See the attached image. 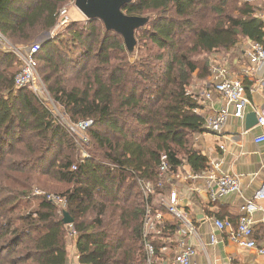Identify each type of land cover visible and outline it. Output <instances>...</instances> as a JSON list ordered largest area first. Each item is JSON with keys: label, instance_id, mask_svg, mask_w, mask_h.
I'll return each mask as SVG.
<instances>
[{"label": "trees", "instance_id": "16d2710c", "mask_svg": "<svg viewBox=\"0 0 264 264\" xmlns=\"http://www.w3.org/2000/svg\"><path fill=\"white\" fill-rule=\"evenodd\" d=\"M72 1L0 0V33L14 46L39 43L36 67L54 103L71 122L92 121L81 159L44 101L15 86L19 60L0 46V264H68L71 244L79 264H146L147 208L162 216L148 237L154 264H171L161 247H173L181 223L161 203L170 195L161 185L162 156L168 174L183 165L208 169L194 140L206 129L190 82L195 75L208 84L218 55L244 40L264 46L256 16L264 3L133 0L123 12L149 21L135 31L129 54L99 19H71L53 31ZM49 180L63 186L61 212L47 192L34 191ZM141 182L151 184L147 200Z\"/></svg>", "mask_w": 264, "mask_h": 264}, {"label": "crops", "instance_id": "0c3cea01", "mask_svg": "<svg viewBox=\"0 0 264 264\" xmlns=\"http://www.w3.org/2000/svg\"><path fill=\"white\" fill-rule=\"evenodd\" d=\"M250 46V41L244 40L226 52L224 57L218 55L220 59H217L228 68L232 76H239L242 79L245 98L251 105L246 107L241 118L232 115L233 107L229 106L231 115L220 134L204 131L194 136L198 149L205 157L212 151L211 156L220 162L219 169L222 173L238 177L240 193L210 201L204 191L202 180L174 178L165 185L170 188V192L177 193V208L190 218L201 238L198 240L192 235L184 236L196 249V254L192 257L193 264H204L207 260L214 264H264V255L234 244L228 239L226 232L217 230L213 225L214 218H228L235 222L241 215L240 206L264 184V142H254L256 136L264 133V127L257 123L248 129L245 127L248 113L254 112L257 117L264 116V64L257 66L250 60L248 56ZM206 86L207 80L197 79L195 75L189 86L190 92L199 96L201 105L199 113L204 117L226 104L217 94L210 98L203 97ZM178 171L184 176L192 172L186 165ZM168 218L171 216L164 219ZM252 221L253 238L258 245L264 247V212H254ZM210 234L216 237L213 244L209 242ZM168 253L169 251L165 254L171 256ZM68 264H79L74 244L70 246Z\"/></svg>", "mask_w": 264, "mask_h": 264}, {"label": "built area", "instance_id": "2783aa9c", "mask_svg": "<svg viewBox=\"0 0 264 264\" xmlns=\"http://www.w3.org/2000/svg\"><path fill=\"white\" fill-rule=\"evenodd\" d=\"M64 13V9L59 12V20L53 28V31L61 28L67 22V17L64 16L61 18V15ZM256 16L264 22V12H257ZM0 46L11 51L19 60V69L14 77L15 86L17 88H30L39 99L44 101L54 120L67 130L71 138L77 146H79L80 158H86L88 154L85 152L84 146L89 141L86 131L91 126L92 121L88 119L71 122L64 111L61 110L52 99H49L48 102L43 100L42 96L45 95L47 91L37 71L34 59V55L38 52L40 44L34 42L29 44V46H14L0 33ZM248 56L255 65L261 66L264 64V46L251 43ZM210 72L211 75L209 82L205 87V91L202 96L210 98L213 94H217L225 100L226 104L225 106L205 116L204 126L206 131L220 134L231 115L228 109L229 106L233 107L232 115L241 118L245 114L246 107L251 104L250 101L245 98L244 85L239 76H232L228 68L220 63L212 64ZM257 125L264 127V116L257 117ZM254 142H264V133L256 136L254 138ZM211 153L212 151H210V154L206 156L207 164L210 166L209 169L201 173L191 172L186 176H184L181 171L168 174V167L164 161L165 156L163 155L162 163L159 167L160 176H164V180L161 181V185L169 184V182L174 178L202 180L204 184V191L210 201L218 200L229 194L240 193V181L238 177L234 174L222 173L219 169L220 162L215 160L211 156ZM72 168H75V166L73 165ZM140 184L144 198L147 200L148 193L152 192L151 184L143 182ZM47 198L56 205L64 204V199L58 195L49 194L47 195ZM161 203L170 213L176 216L181 223L176 236L174 237L175 244L173 247H170L169 244H165L161 247V251L163 253L168 251L170 252L171 264H193L192 257L196 254V249L194 245H191L186 241L184 236L192 235L200 240L201 238L199 237L196 226L184 212L177 208L178 199L176 192L171 191L170 195L162 198ZM256 211L264 212V184L255 190L252 197L245 200V202L240 206L241 215L239 216L236 225H234L228 218H214L213 225L217 230L226 232L228 239L234 244L252 249L257 254L264 255V247L258 245L252 235V215ZM161 219V214L157 213L153 216L147 208L142 226L146 264H154L156 260L155 248L148 237L155 231V222H159ZM69 234L73 237V239L76 237V232L71 227ZM209 242L210 244L216 242L214 234L209 235ZM204 264L214 263L207 260Z\"/></svg>", "mask_w": 264, "mask_h": 264}, {"label": "water", "instance_id": "95a60500", "mask_svg": "<svg viewBox=\"0 0 264 264\" xmlns=\"http://www.w3.org/2000/svg\"><path fill=\"white\" fill-rule=\"evenodd\" d=\"M133 0H74V7L86 20L99 19L105 30L119 34L129 54L136 47L135 31L143 27L149 21L148 16H134L123 12L122 8ZM257 123L254 112L246 115V129ZM63 222L67 225L72 223V218L63 213Z\"/></svg>", "mask_w": 264, "mask_h": 264}, {"label": "rangeland", "instance_id": "374dc122", "mask_svg": "<svg viewBox=\"0 0 264 264\" xmlns=\"http://www.w3.org/2000/svg\"><path fill=\"white\" fill-rule=\"evenodd\" d=\"M241 3V2H240ZM63 9L65 10V13L63 15H61V18H63L64 16L67 17V21H70L71 19H78V20H83L84 17L82 16V14L74 7V3L73 1L68 3L67 6H64ZM66 24V23H65ZM62 28H59L57 29L55 32H58L60 31ZM25 46H29V45H25ZM220 57V56H219ZM218 57V58H219ZM220 59V58H219ZM218 59V60H219ZM218 63V62H217ZM19 68V65H17L15 67V71L18 70ZM17 72V71H16ZM41 77V75H40ZM42 80V78H41ZM43 82V81H42ZM45 88H46V85L45 83L43 82ZM47 91V89H46ZM43 100H45L46 102H48L49 99H52L49 92L47 91V93L45 95L42 96ZM62 110V109H61ZM48 163H46L45 165H47ZM47 168V167H46ZM47 189L45 190H42L41 191H38L37 189H35L34 191L37 192V193H40V192H47L48 194H54V195H59L60 194V190L62 189L63 190V186L60 185L59 183L55 182V181H52V180H49L47 182ZM36 188H38L36 186ZM40 189V188H39ZM61 196V195H59ZM37 204V201L36 200H33L32 204H31V207H34L35 205ZM64 204H60V205H56L57 208L60 210L61 212V208L64 207L63 206ZM70 235V234H69ZM73 239V237H70ZM168 255H170V252L168 253Z\"/></svg>", "mask_w": 264, "mask_h": 264}]
</instances>
